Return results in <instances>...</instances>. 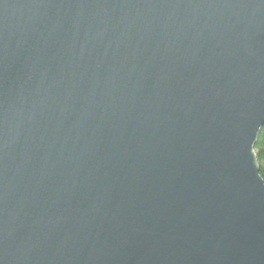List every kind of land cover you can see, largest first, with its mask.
I'll list each match as a JSON object with an SVG mask.
<instances>
[{
  "label": "water",
  "instance_id": "95a60500",
  "mask_svg": "<svg viewBox=\"0 0 264 264\" xmlns=\"http://www.w3.org/2000/svg\"><path fill=\"white\" fill-rule=\"evenodd\" d=\"M264 0H0V264H264Z\"/></svg>",
  "mask_w": 264,
  "mask_h": 264
},
{
  "label": "trees",
  "instance_id": "16d2710c",
  "mask_svg": "<svg viewBox=\"0 0 264 264\" xmlns=\"http://www.w3.org/2000/svg\"><path fill=\"white\" fill-rule=\"evenodd\" d=\"M254 151L260 167V175L264 180V127L260 131L254 146Z\"/></svg>",
  "mask_w": 264,
  "mask_h": 264
}]
</instances>
